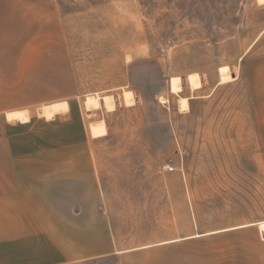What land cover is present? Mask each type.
<instances>
[{"label": "rangeland", "instance_id": "obj_1", "mask_svg": "<svg viewBox=\"0 0 264 264\" xmlns=\"http://www.w3.org/2000/svg\"><path fill=\"white\" fill-rule=\"evenodd\" d=\"M35 1L40 93L71 107L1 118L11 150L32 153L26 163L56 183L63 168L83 176L97 205L84 214L108 217L120 247H167L168 258L214 248L216 263L233 262L248 239L221 229L264 220V4ZM91 95H113L116 109L87 111ZM102 120L107 134L94 138L90 123Z\"/></svg>", "mask_w": 264, "mask_h": 264}, {"label": "crops", "instance_id": "obj_2", "mask_svg": "<svg viewBox=\"0 0 264 264\" xmlns=\"http://www.w3.org/2000/svg\"><path fill=\"white\" fill-rule=\"evenodd\" d=\"M39 22L38 1L0 0V119L28 117L23 122H29L28 111L40 104V114L48 118L71 107L70 101H57L63 95L57 90L40 93ZM63 130L62 137L70 141L74 137L71 123L63 125ZM10 140L0 135V264H184V258L189 264H264L260 228L264 220L221 229L224 233L236 231L240 238L244 234L248 239L246 245H240L245 249L236 252L237 258L230 263H216L214 248L190 254L175 252L168 258L167 247H120L111 228L104 226L109 224L108 217L84 214L86 207L97 205L96 199L86 196L83 176L72 177L70 170L63 168L56 183L54 170L46 168L38 174L36 167L26 163L33 159L32 153L13 152ZM61 155L62 160H71L70 150ZM17 159L21 162L16 163ZM56 184H62L58 193L68 195L57 194ZM73 184L78 193L74 198L69 194ZM56 206L62 214H55ZM72 208L75 214H71ZM212 233L187 237L194 240Z\"/></svg>", "mask_w": 264, "mask_h": 264}, {"label": "bare ground", "instance_id": "obj_3", "mask_svg": "<svg viewBox=\"0 0 264 264\" xmlns=\"http://www.w3.org/2000/svg\"><path fill=\"white\" fill-rule=\"evenodd\" d=\"M258 2L264 4V0H258ZM113 99V95H104L103 97L99 95H91L87 96L85 106L89 111H95L101 107H104L108 111H113L116 109V105ZM51 114V111L49 110V108H47V115L51 116ZM89 127L91 135L94 138H100L107 134V128L103 120L91 122ZM260 228L262 236L264 237V224L260 225Z\"/></svg>", "mask_w": 264, "mask_h": 264}, {"label": "built area", "instance_id": "obj_4", "mask_svg": "<svg viewBox=\"0 0 264 264\" xmlns=\"http://www.w3.org/2000/svg\"><path fill=\"white\" fill-rule=\"evenodd\" d=\"M171 169H173V168L171 167Z\"/></svg>", "mask_w": 264, "mask_h": 264}]
</instances>
